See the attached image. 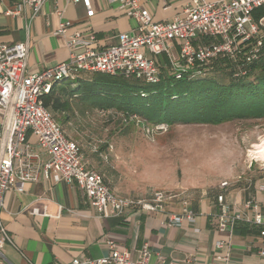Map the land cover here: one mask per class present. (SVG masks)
Listing matches in <instances>:
<instances>
[{
    "label": "built area",
    "instance_id": "2783aa9c",
    "mask_svg": "<svg viewBox=\"0 0 264 264\" xmlns=\"http://www.w3.org/2000/svg\"><path fill=\"white\" fill-rule=\"evenodd\" d=\"M3 1V0H0ZM18 14L23 7L41 13L51 0H15ZM82 3L87 15L95 14L91 0H68ZM126 16L137 22L129 35H121L118 43L97 48L93 33L72 28L70 22L62 23L56 35L66 38L69 51L67 62L48 70L31 73L28 67V43L0 44V264L6 259L3 248L11 243L2 214L5 195L10 190L24 193L25 186L41 179L55 184L66 182L77 185L102 220L123 216L127 210L139 206L151 213L164 212V204L173 198L167 191H156L151 199L135 201L114 194L101 173L89 167L79 144L67 134L45 108L44 99L55 85L75 82L92 74H108L145 84H157L162 79L158 58H163L177 79L197 76L221 60L242 61L250 66L259 60L264 49V16L255 12L264 9V0H193L183 14L171 21L156 22L139 0H114ZM247 74L242 68L235 78ZM141 124L148 134L164 132L167 124L147 125L137 116L130 118ZM36 138L30 142L29 136ZM224 183L223 186H227ZM264 190V188L262 189ZM221 211L218 230L230 238L239 224L262 229L264 236V206L257 200L248 201L243 209L232 212L223 195L218 197ZM37 214L38 211L33 212ZM194 214L184 208L179 215H168L169 227L194 223ZM110 252L100 259L74 260L70 264H148L152 252L148 245L141 251V258L132 260L131 253L120 250L108 240ZM216 254L210 264H231V242L218 241ZM161 264H180L164 262Z\"/></svg>",
    "mask_w": 264,
    "mask_h": 264
},
{
    "label": "crops",
    "instance_id": "0c3cea01",
    "mask_svg": "<svg viewBox=\"0 0 264 264\" xmlns=\"http://www.w3.org/2000/svg\"><path fill=\"white\" fill-rule=\"evenodd\" d=\"M192 1L139 0L156 22L171 21L183 14ZM91 2L95 12L92 18L88 17L82 3L68 0L46 2L37 16L29 7L11 15L9 12L16 11L18 2L0 1V44L28 43L29 71L38 73L69 59L66 38L56 35L62 23L73 25L69 33L74 29L93 33L98 41L97 48L115 45L121 35H129L137 28V22L126 16L118 2ZM158 59L161 66L166 65L163 58ZM29 139L36 143L34 136ZM255 170L256 165H251L243 175L226 182L227 186L221 183L207 189L176 193L168 190L173 198L164 204V212L151 213L134 206L123 216L107 220L98 217L84 192L75 184H55L50 179H41L27 184L24 193L10 190L5 195L2 214L11 238V243L3 248L5 264H70L74 260L100 259L110 252L108 240L115 242L120 250H128L134 261L141 258L143 247L148 245L152 252L148 264H161V259L180 264H210L218 241L231 242V264H264L261 228L239 224L231 238L218 230L220 195L232 212L243 209L250 200H257L264 206V172ZM103 177L117 196L135 201L152 197L138 198L132 192L120 190L110 181L107 170ZM184 208L195 215V222L167 226V216L179 215ZM35 210L37 214L33 213Z\"/></svg>",
    "mask_w": 264,
    "mask_h": 264
},
{
    "label": "rangeland",
    "instance_id": "374dc122",
    "mask_svg": "<svg viewBox=\"0 0 264 264\" xmlns=\"http://www.w3.org/2000/svg\"><path fill=\"white\" fill-rule=\"evenodd\" d=\"M60 126L79 144L89 167L102 175L107 170L112 184L138 198L232 182L251 165L264 172V158L253 153L264 141V119L176 125L148 134L135 120L75 101L74 115Z\"/></svg>",
    "mask_w": 264,
    "mask_h": 264
},
{
    "label": "trees",
    "instance_id": "16d2710c",
    "mask_svg": "<svg viewBox=\"0 0 264 264\" xmlns=\"http://www.w3.org/2000/svg\"><path fill=\"white\" fill-rule=\"evenodd\" d=\"M261 16L264 9L255 12L256 18ZM240 68L247 74L235 78ZM161 69L162 79L157 84L102 73L64 82L54 86L44 106L59 125L74 115L75 101L102 114L113 112L121 120L137 116L147 125L167 124L169 128L264 119V49L250 66L221 60L200 75L180 79L170 66L162 64Z\"/></svg>",
    "mask_w": 264,
    "mask_h": 264
},
{
    "label": "bare ground",
    "instance_id": "6f19581e",
    "mask_svg": "<svg viewBox=\"0 0 264 264\" xmlns=\"http://www.w3.org/2000/svg\"><path fill=\"white\" fill-rule=\"evenodd\" d=\"M256 151L253 152L254 155L256 154L257 156H259L260 158H264V141L262 142L261 145H257L255 147Z\"/></svg>",
    "mask_w": 264,
    "mask_h": 264
}]
</instances>
